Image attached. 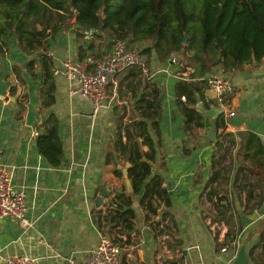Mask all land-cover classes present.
Masks as SVG:
<instances>
[{
	"label": "crops",
	"instance_id": "0c3cea01",
	"mask_svg": "<svg viewBox=\"0 0 264 264\" xmlns=\"http://www.w3.org/2000/svg\"><path fill=\"white\" fill-rule=\"evenodd\" d=\"M5 10V2L0 1L1 37L7 30ZM98 32L85 36L73 21L50 37L45 49L25 52L11 36L0 53V74L11 83L8 95L0 96V168L13 170L14 183L26 193L28 215L34 224L24 229L15 219H0L2 255L27 254L36 258V264H70V257L82 260L98 245V230L104 228L128 246L121 264L201 260L208 264H264L254 259L252 250L264 238V58L227 73L213 67L211 71L233 81L227 99L235 115L221 112L215 95L205 87L202 97L197 94L195 105L203 126L193 122L188 128L181 110L187 98L177 96L176 86L180 79L197 82L208 76L211 71L203 75L196 62L182 68L178 61L174 75L152 79L138 67L124 70L118 84L108 88V104L97 112L88 98L72 92L71 81L55 69L66 59L83 60L81 47L87 48L84 57L91 54L101 59L111 47L99 51L102 40ZM43 58L52 64L48 82L53 84L54 101L47 105ZM151 60L152 73L167 63L157 62L156 53ZM154 86L162 95L160 133L151 129L157 149L152 176L163 178L171 201L168 207L155 202L157 214L140 203L144 186L138 193L134 188L133 193L127 191L123 168L132 164L128 150L116 147L118 127L144 117L148 110L142 99H152ZM51 119L58 123L64 148L62 164L57 167L39 151L38 136L33 135L35 130L44 133ZM231 148H236V157L220 163L227 175L224 193L219 188L223 176L216 167L217 153ZM142 149L148 151L149 146ZM103 188L107 193L102 215H107L105 205L119 193L135 210L132 228L111 218L98 222L95 201ZM218 197H225L229 205L222 206ZM221 208L233 218L230 236L229 225L216 219ZM154 217L159 224L153 222Z\"/></svg>",
	"mask_w": 264,
	"mask_h": 264
},
{
	"label": "trees",
	"instance_id": "16d2710c",
	"mask_svg": "<svg viewBox=\"0 0 264 264\" xmlns=\"http://www.w3.org/2000/svg\"><path fill=\"white\" fill-rule=\"evenodd\" d=\"M3 1L7 30L5 37L0 36V53L5 51L11 36L17 38L19 47L25 52L45 49L50 37H55L63 27L75 21L82 30L95 28L107 32L114 41L127 39L132 44L139 45L146 56L152 57L156 53L163 60L173 51L178 53L186 48L183 39L188 36L189 46L194 49L191 60L201 67L203 75L215 66L227 73L241 69L244 64L260 62L264 58V0ZM195 13L198 36L194 34L197 30L194 29ZM143 41H150L152 44L142 47ZM86 51L87 48L81 47V59ZM43 64L46 69L44 94L47 105L54 101L53 84L48 82L52 76V64L46 58H43ZM205 87L208 88L205 78L197 82L180 79L177 83V96L185 95L187 98L181 110L188 128L193 122L203 126L202 115L195 105L199 98L197 94L202 97ZM151 94L152 99H142L148 110L144 117L118 127L116 147L129 152L127 159L132 165L128 173L134 192L138 193L142 186L145 188L140 203L150 213L157 214V205L164 204L168 207L171 201L163 178L159 175L152 176V162L156 158L157 149L151 129L154 134L160 133L162 91L154 86ZM152 108L154 110L150 114L149 110ZM124 136L126 142L123 141ZM143 145H148L149 150L144 151ZM37 146L52 166L62 164L64 148L55 119H51L45 132L38 135ZM117 173L122 176L120 170ZM213 178L215 179V175ZM217 200L222 206L229 205L225 197H218ZM105 206L106 216L102 215V207L97 209L99 223L111 218L112 222H122L125 226L133 227L136 213L132 202H124L122 195L116 193L112 203ZM226 214V210L221 208L216 219L229 225L227 236H230L233 231L232 215L227 217Z\"/></svg>",
	"mask_w": 264,
	"mask_h": 264
},
{
	"label": "built area",
	"instance_id": "2783aa9c",
	"mask_svg": "<svg viewBox=\"0 0 264 264\" xmlns=\"http://www.w3.org/2000/svg\"><path fill=\"white\" fill-rule=\"evenodd\" d=\"M95 28L84 29L85 36L93 35ZM50 55V53H47ZM179 62L176 57H170L165 66L155 72L149 69V61L139 45L132 44L127 39H117L112 47L101 59L96 60L91 54L86 55L83 60L66 59L59 68L55 69L56 74L67 77L72 83V92L88 98L97 112L108 103V88L117 85L119 75L130 67H138L142 74L152 79L157 75H174V65ZM209 90L216 97V105L219 110L232 117L235 115L232 103L227 95L233 90L234 84L231 79L217 71H211L205 78ZM186 100V96H181ZM33 135L37 137L39 131L35 130ZM116 205V204H114ZM104 212L107 209L104 208ZM29 205L26 193L16 187L13 180V170L0 168V219L12 218L28 229L34 224L30 220ZM154 223L160 222L159 218H153ZM98 245L87 251L82 260L70 257V264H121L124 261L128 246L125 241L118 240L110 235L108 230L99 228ZM226 251V247L222 248ZM0 261L3 264H36V258L27 254H14L3 256L0 250ZM180 264H208L204 260L198 262L183 261Z\"/></svg>",
	"mask_w": 264,
	"mask_h": 264
},
{
	"label": "rangeland",
	"instance_id": "374dc122",
	"mask_svg": "<svg viewBox=\"0 0 264 264\" xmlns=\"http://www.w3.org/2000/svg\"><path fill=\"white\" fill-rule=\"evenodd\" d=\"M0 1H3V0H0ZM198 12V10H196ZM194 20H195V23L196 26L194 27V29H197V13L194 14ZM194 34L196 36L199 35V30L197 29L196 32H194ZM97 37H99L102 41L100 43V48H99V51L102 53V49H106V48H110L112 47L113 43H114V40L108 35L107 32H102L99 30V32L96 34ZM183 42L185 43L186 45V48H184L181 52H172L165 60H167L168 58L170 57H176L177 60L180 62L182 68H187V67H190L192 64H193V61L191 60L192 58V55H193V52H194V49H192V47H190L189 45V37L188 36H185L184 39H183ZM142 44V47H148L149 45H151L152 43L150 41H147V42H144L141 43ZM99 52V55L101 54ZM147 58L149 60V62H151V56H148L147 55ZM162 59V57H158V60L157 62H163L165 61ZM190 75V73H188V76ZM193 75V74H192ZM220 153V154H219ZM222 155H225V158H222ZM236 157V148H231V150L229 152H226V151H219L217 153V160H218V166H216L218 169H220L221 171L223 170V166L220 165V163H225L226 161L229 162V160L231 158H234ZM222 182L220 184V190L221 192H224L226 193V191L228 190V184L227 182L225 181L224 177H226V172H223L222 171ZM218 186V185H217ZM216 227H217V224H216ZM259 244H255L252 248L253 250V255H254V259H257L258 261H263L264 262V238L262 239H259L258 241Z\"/></svg>",
	"mask_w": 264,
	"mask_h": 264
},
{
	"label": "water",
	"instance_id": "95a60500",
	"mask_svg": "<svg viewBox=\"0 0 264 264\" xmlns=\"http://www.w3.org/2000/svg\"><path fill=\"white\" fill-rule=\"evenodd\" d=\"M10 87H11L10 81L2 77V75L0 74V96L6 97L9 93ZM129 166H130V163L128 162L126 164V167L123 168V173L126 179L127 191L130 193H133V185L131 183V180L129 178V173H128ZM106 193H107L106 189L103 188V192L101 196L96 199L95 203L98 208L103 205L104 198L106 197Z\"/></svg>",
	"mask_w": 264,
	"mask_h": 264
}]
</instances>
